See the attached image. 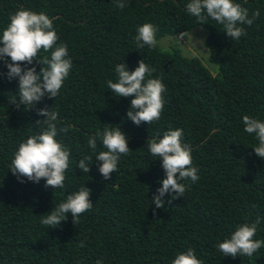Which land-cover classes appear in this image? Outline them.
Returning a JSON list of instances; mask_svg holds the SVG:
<instances>
[{
    "label": "trees",
    "instance_id": "16d2710c",
    "mask_svg": "<svg viewBox=\"0 0 264 264\" xmlns=\"http://www.w3.org/2000/svg\"><path fill=\"white\" fill-rule=\"evenodd\" d=\"M188 2L125 0L121 9L116 0H0V36L21 8L44 12L53 18L56 46L66 44L72 60L58 96H45L34 108L11 103L19 79L0 76V264H172L189 248L202 264H264V247L235 258L217 248L238 225L257 218L254 239L264 240V158L255 154L259 141L243 123L245 115L264 122V0H234L250 18L260 12L251 26L243 25L239 41L212 18L205 15L201 23L190 15ZM145 23L157 27V39L204 27L208 60L216 67L210 70L179 47L138 48L137 29ZM54 49L40 50L37 59L50 58ZM141 59L154 69L146 79L162 78L166 86L160 119L149 125L126 118L134 97L107 89V81H118L117 64L133 71ZM33 63L39 72L43 65ZM7 71L0 61V72ZM45 106L57 113L58 129H68L56 137L70 151L63 189L46 188L43 178L20 182L9 167L20 144L46 130L36 124L46 119L36 111ZM118 127L131 150L105 180L95 156L107 149L97 133ZM174 129H183L199 180L183 181L184 196L168 193L157 209L152 198L165 172L146 143ZM93 136L95 150L88 144ZM85 156L93 157L89 173L77 167ZM83 186L91 189L93 207L77 225L70 214L56 228L41 223Z\"/></svg>",
    "mask_w": 264,
    "mask_h": 264
},
{
    "label": "clouds",
    "instance_id": "9594fccd",
    "mask_svg": "<svg viewBox=\"0 0 264 264\" xmlns=\"http://www.w3.org/2000/svg\"><path fill=\"white\" fill-rule=\"evenodd\" d=\"M116 6L123 9L126 6L125 0H116ZM186 11L201 23H204L205 15L212 18L219 25H223V32L235 41L246 35L243 25L251 26L260 16L259 10H256L250 18L248 9L235 3L234 0H190L186 5ZM157 31V27L151 23L139 26L135 37L138 48L145 45L155 48L158 44ZM186 36L188 37V31L181 32L177 38L183 41ZM58 39L53 18L44 12L37 13L21 8L10 17L9 25L0 36V61L6 64L8 71L0 72V76H6L9 81L19 79L17 95L10 99L17 108L21 105L25 107L31 105L30 108H34L45 96L50 99L58 96L72 67L68 46L66 44L56 46ZM54 46L50 58L37 59L40 50L48 52ZM34 61L43 65L39 72ZM21 62H24V67ZM27 65L32 66L27 67ZM115 71L118 74V81H107V89H111L116 97H134L126 118L136 125L141 123L149 125L159 120L164 108L163 96L166 86L162 78L146 79L152 76L154 69L141 59L138 67L133 71L128 69L126 63L117 64ZM36 111L39 116L46 117L43 121L37 120L36 124H44L47 128L20 144L9 166L10 171L20 182H24L23 178H27L29 181L39 183L43 178L46 181V188L63 189L70 151L56 137L59 132L66 133L68 129L66 127L58 129L57 113L50 111L49 107L37 108ZM243 123L244 131L255 134L259 141L258 145L253 147L255 154L264 158V122L245 115ZM97 135L102 136V144L107 150L100 151L95 159L99 164V172L105 180H108L111 174L117 171L120 156L128 154L131 149L128 146V137L120 127L105 129L103 133L98 132ZM183 135V129L169 130L162 138L148 140L146 143L151 155L161 159V167L165 172L162 186L152 198V204L157 209L165 206L166 201L162 198L168 193L173 194L171 199L184 196L187 188L183 181L190 180L195 183L199 180L198 169L192 166L191 146L182 143ZM88 144L95 150L96 137H91ZM92 160V156H85L77 167L83 173H89ZM90 192L91 189L83 186L68 195L65 202L42 217L41 223L56 228L66 221L70 214L73 223L77 225L81 214L93 207ZM259 224L260 218H257L251 223L238 225L230 238L217 245L218 250L223 256L251 257L264 247V240L254 239ZM83 244L84 242L81 241V246ZM97 264L102 262L97 261ZM172 264H202V261L197 258L195 250L189 248L186 252L179 253Z\"/></svg>",
    "mask_w": 264,
    "mask_h": 264
},
{
    "label": "rangeland",
    "instance_id": "374dc122",
    "mask_svg": "<svg viewBox=\"0 0 264 264\" xmlns=\"http://www.w3.org/2000/svg\"><path fill=\"white\" fill-rule=\"evenodd\" d=\"M207 31L202 26H195L188 31V37H184L183 41L177 40L178 35H164L159 37L158 47L162 50H168L172 47H179L182 53L186 56L196 55L201 61L210 69L213 70L216 67L214 64L210 63L208 60V48L205 45V38ZM177 40V42L175 41ZM167 41L174 45H166Z\"/></svg>",
    "mask_w": 264,
    "mask_h": 264
}]
</instances>
